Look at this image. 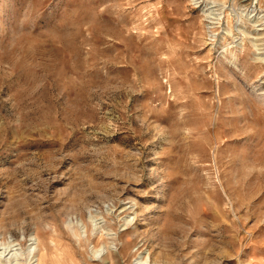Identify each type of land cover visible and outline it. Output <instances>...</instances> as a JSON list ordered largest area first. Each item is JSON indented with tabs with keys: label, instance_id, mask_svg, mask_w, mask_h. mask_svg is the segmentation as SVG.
Instances as JSON below:
<instances>
[{
	"label": "rangeland",
	"instance_id": "1",
	"mask_svg": "<svg viewBox=\"0 0 264 264\" xmlns=\"http://www.w3.org/2000/svg\"><path fill=\"white\" fill-rule=\"evenodd\" d=\"M44 254L264 264V0H0V264Z\"/></svg>",
	"mask_w": 264,
	"mask_h": 264
},
{
	"label": "bare ground",
	"instance_id": "2",
	"mask_svg": "<svg viewBox=\"0 0 264 264\" xmlns=\"http://www.w3.org/2000/svg\"><path fill=\"white\" fill-rule=\"evenodd\" d=\"M55 241V240H54ZM58 242V241H57ZM61 243V242H60ZM56 244V243H55ZM59 244V242H58ZM60 246V244H59ZM51 255V254H50ZM6 256V255H5ZM48 255L47 254H44V255H41V257H38V263L37 264H42V258H46ZM51 257V256H50ZM52 260V258H50ZM57 261V258L55 259ZM60 261L61 262H64L65 264H77L78 262L76 261V259L74 258L73 255L71 254H68V255H65V256H61L60 257ZM79 261V260H78ZM15 262V261H14ZM17 262V261H16ZM7 263V262H6ZM51 263V262H50ZM52 264V263H51ZM63 264V263H62Z\"/></svg>",
	"mask_w": 264,
	"mask_h": 264
}]
</instances>
